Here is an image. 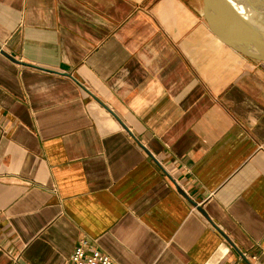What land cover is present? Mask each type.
Returning <instances> with one entry per match:
<instances>
[{
	"label": "crops",
	"instance_id": "0c3cea01",
	"mask_svg": "<svg viewBox=\"0 0 264 264\" xmlns=\"http://www.w3.org/2000/svg\"><path fill=\"white\" fill-rule=\"evenodd\" d=\"M0 47V264H264V62L203 0H0Z\"/></svg>",
	"mask_w": 264,
	"mask_h": 264
},
{
	"label": "water",
	"instance_id": "95a60500",
	"mask_svg": "<svg viewBox=\"0 0 264 264\" xmlns=\"http://www.w3.org/2000/svg\"><path fill=\"white\" fill-rule=\"evenodd\" d=\"M203 15L209 30L223 44L244 57L264 62V0H203ZM0 53L16 61L1 47ZM176 190L188 200L179 186ZM188 201L209 221L197 203ZM219 233L231 243L224 233Z\"/></svg>",
	"mask_w": 264,
	"mask_h": 264
},
{
	"label": "built area",
	"instance_id": "2783aa9c",
	"mask_svg": "<svg viewBox=\"0 0 264 264\" xmlns=\"http://www.w3.org/2000/svg\"><path fill=\"white\" fill-rule=\"evenodd\" d=\"M64 264H115L87 237H80Z\"/></svg>",
	"mask_w": 264,
	"mask_h": 264
}]
</instances>
